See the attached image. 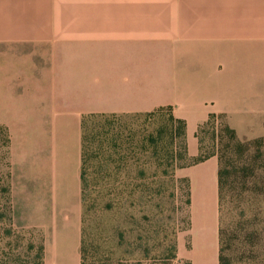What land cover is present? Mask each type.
<instances>
[{"label":"crops","instance_id":"obj_1","mask_svg":"<svg viewBox=\"0 0 264 264\" xmlns=\"http://www.w3.org/2000/svg\"><path fill=\"white\" fill-rule=\"evenodd\" d=\"M236 72L241 113L261 112L264 0H0L13 218L42 234L44 264H81L82 117L171 106L195 157L199 125L229 112ZM217 173L216 156L176 170L190 221L175 263L199 249L208 264L219 251Z\"/></svg>","mask_w":264,"mask_h":264},{"label":"rangeland","instance_id":"obj_2","mask_svg":"<svg viewBox=\"0 0 264 264\" xmlns=\"http://www.w3.org/2000/svg\"><path fill=\"white\" fill-rule=\"evenodd\" d=\"M229 85V112L207 119L199 125L196 136L201 153L215 155L220 167L229 172L219 213L222 264H264V108L261 112L246 108L241 113V72L231 75ZM7 137L5 127L0 126V264H34L43 236L36 229L17 225L13 218ZM140 157L138 161L128 162L129 176L125 172L124 178L127 184L160 188L159 195L151 201H138L127 211L117 208L103 212L99 200L95 199L96 192L91 189L90 211L82 203V227L88 251L97 246L99 254L112 250L115 261L123 251L129 252L141 244L149 249V257L129 264H202L199 249L192 251L191 261L184 257L175 263L179 239L184 235V253L189 249V237L185 233L190 221L186 179L177 178L176 171L171 177L136 179L138 169H145L149 176L155 167L153 161L145 162V157ZM186 163L178 160L176 165L181 167ZM132 214L134 218H130ZM116 225L119 231H124L127 240L121 247H116L118 238L113 227ZM173 252L177 257L170 260ZM218 257L219 251H215L208 264H219Z\"/></svg>","mask_w":264,"mask_h":264},{"label":"trees","instance_id":"obj_3","mask_svg":"<svg viewBox=\"0 0 264 264\" xmlns=\"http://www.w3.org/2000/svg\"><path fill=\"white\" fill-rule=\"evenodd\" d=\"M215 117L216 114H209L208 119ZM136 121H140L139 125H134ZM5 130L7 131L6 128ZM7 144L9 146V135ZM141 155L145 157V162L153 161L155 167L149 176L145 169H138L134 178L140 180L147 177H157V179L171 177L178 168L196 165L215 156H204L200 148L197 156H188L186 122L175 117L171 106H162L146 113L86 114L81 121L80 173L81 198L85 210L90 211L91 208V189L96 192L95 199L99 200L100 210L103 212H112L117 208L127 211L138 201L143 199L151 201L155 195H159L160 188L141 183L127 184L124 178L127 177L126 174L129 176L128 162L133 159L140 160ZM178 160H185L187 163L178 167L176 165ZM228 175L229 172L218 163L219 213ZM104 198L107 199L104 201ZM187 204H190L189 199ZM130 218H134V215H130ZM113 227L118 238L116 247H121L127 243L125 233L117 229L118 225ZM84 238L85 233L82 227L81 264H129V262H139L149 257V249L139 244L129 252L123 251L114 261L112 250L99 254V246H97L92 249L93 251H88ZM142 238L138 237L141 241ZM219 242L222 243L221 229H219ZM221 252L222 247L219 249V264H222ZM176 257V253L173 252L169 259L173 260ZM34 264H44L43 245L39 248Z\"/></svg>","mask_w":264,"mask_h":264}]
</instances>
